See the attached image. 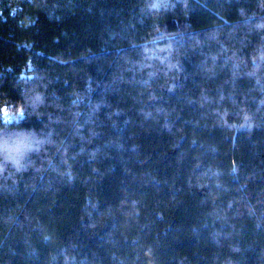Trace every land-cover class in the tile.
<instances>
[{
	"label": "trees",
	"instance_id": "1",
	"mask_svg": "<svg viewBox=\"0 0 264 264\" xmlns=\"http://www.w3.org/2000/svg\"><path fill=\"white\" fill-rule=\"evenodd\" d=\"M19 129L0 264H264V0H0Z\"/></svg>",
	"mask_w": 264,
	"mask_h": 264
},
{
	"label": "clouds",
	"instance_id": "2",
	"mask_svg": "<svg viewBox=\"0 0 264 264\" xmlns=\"http://www.w3.org/2000/svg\"><path fill=\"white\" fill-rule=\"evenodd\" d=\"M42 102L43 97L36 95ZM44 140L32 129H19L8 133H0V171L11 166L22 171L31 153L39 151Z\"/></svg>",
	"mask_w": 264,
	"mask_h": 264
},
{
	"label": "built area",
	"instance_id": "3",
	"mask_svg": "<svg viewBox=\"0 0 264 264\" xmlns=\"http://www.w3.org/2000/svg\"><path fill=\"white\" fill-rule=\"evenodd\" d=\"M2 118L5 122H10L13 119V116L10 115L5 108L2 109Z\"/></svg>",
	"mask_w": 264,
	"mask_h": 264
},
{
	"label": "snow or ice",
	"instance_id": "4",
	"mask_svg": "<svg viewBox=\"0 0 264 264\" xmlns=\"http://www.w3.org/2000/svg\"><path fill=\"white\" fill-rule=\"evenodd\" d=\"M22 115H23V113H21V118H22Z\"/></svg>",
	"mask_w": 264,
	"mask_h": 264
}]
</instances>
